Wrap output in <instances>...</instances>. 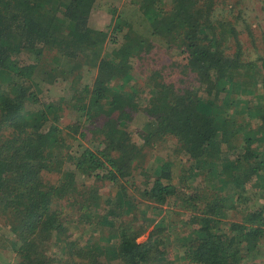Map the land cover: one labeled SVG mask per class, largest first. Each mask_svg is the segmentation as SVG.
<instances>
[{"label": "trees", "instance_id": "obj_1", "mask_svg": "<svg viewBox=\"0 0 264 264\" xmlns=\"http://www.w3.org/2000/svg\"><path fill=\"white\" fill-rule=\"evenodd\" d=\"M142 1L148 37L162 39L163 46L176 43L182 69L192 74L182 87L161 81L156 70L137 89L114 84L129 75L130 55L146 53L148 37L124 30L117 17L103 31L90 27L96 0H0V217L12 236L3 252L15 255L16 264H162L164 252L152 246H163L159 239L152 244L149 238L148 244L136 240L143 230L140 225L131 230L138 217L121 224L112 249L70 236L68 225L75 220L95 227L98 182L115 187L107 200L111 219L133 206L126 182L156 207L171 200L187 211V234L178 242L186 264H237L261 254L264 55L258 57L260 66L249 61L243 70L225 55L227 32L223 19L214 15L213 0H172L166 11ZM229 32L233 35L231 27ZM116 33L123 42L102 56L100 45L114 41ZM51 48L67 59L77 53L97 59L91 83L79 89L78 75L62 74L75 88L65 104L75 115L66 125L70 132L60 126L63 104L33 97L36 61L19 59L26 54L38 60ZM237 68L246 82L228 80ZM238 94L247 96L236 108ZM29 101L36 107L25 109ZM138 113L148 127L138 133L141 143L125 129ZM89 133V145L72 144L76 138L88 140ZM163 135L174 138L190 160L189 173L178 184L172 182L168 161L153 171V179L144 169L142 149ZM72 210L79 212L74 220ZM228 211L239 217L227 219ZM50 240L61 251L59 259L46 250ZM241 245L245 251L239 255Z\"/></svg>", "mask_w": 264, "mask_h": 264}, {"label": "rangeland", "instance_id": "obj_2", "mask_svg": "<svg viewBox=\"0 0 264 264\" xmlns=\"http://www.w3.org/2000/svg\"><path fill=\"white\" fill-rule=\"evenodd\" d=\"M142 0H96L94 8L88 19L90 27L96 30H105L109 23L117 17V20L122 24L123 29L127 28L138 35L148 37L149 27L148 21L142 12L141 7ZM154 1L151 4L154 11L162 10L166 11L171 8L172 0H148ZM203 1V0H201ZM143 2V1H142ZM215 7L214 15L221 17L224 21V30L227 32L223 39L225 46V55L234 57L238 65H242V70L246 67V63L251 61L255 66H260V60L258 57L264 55V0H213ZM140 5V6H139ZM230 27L233 31V35L229 32ZM121 34L116 33L112 35L115 38L106 39L102 45H100L102 56L105 54H112L114 50L118 49L122 41ZM148 47L145 50L146 53L140 55H130L127 60L128 74L125 77L121 76L115 79L114 84L127 90H134L139 87L145 86L146 76L151 71H158L160 79L166 83H174L177 87L183 86L188 79L192 76L191 73H185V69H182L181 55L178 53L177 44L170 43L169 46H163L164 41L162 39L148 37ZM144 51V50H142ZM141 52V51H140ZM79 55V56H78ZM81 53H77L74 58L67 59L59 54L55 48L43 50L38 60H33L26 54H22L19 59H26L32 62L36 61L35 76L32 80V89L34 91L33 97L38 101H47L60 103L64 105L62 109V115L60 117V126L66 132H70L66 125H71L74 121L75 115L72 109L66 106L67 101L71 97L75 88L71 87L72 81H68L70 76H62V74H71L77 78L75 79L76 87L79 89L82 85L90 84L94 75V65L96 58L87 57L81 58ZM77 56V57H76ZM28 60V61H29ZM237 69H233L232 77H229V81H247L242 72L237 73ZM192 78V77H191ZM254 78V77H253ZM254 81L257 79H253ZM238 84V83H237ZM249 89V87H248ZM242 93V92H240ZM144 96H148V88L144 87ZM247 96V95H246ZM244 94H238L236 108L241 106L242 99L246 97ZM36 102L29 101L26 103L25 109H33L36 107ZM66 104V105H65ZM96 121V123H98ZM147 118L142 114H135L131 121L125 125L127 132L131 133L133 140L137 143H141L139 138V131L145 130ZM88 127H91L88 125ZM3 131V129H0ZM90 134H87L88 140L84 138H76L73 145H77L79 142L83 145H89ZM142 152H145L143 156L144 169L148 171V179H153V171H158L162 161H168L171 163L170 173L172 175V182L175 184L180 183L181 177L189 173L188 167L190 166V160H187L178 150L177 143L174 138L163 135L159 137L153 144L148 147H144ZM140 170V166L137 171ZM77 179V185L80 181ZM142 178L136 177V184L141 185ZM129 192V198L132 201L133 206L129 207L128 212L120 213V215L110 218L107 210V200L112 197L115 187L107 182H98V197H99V209L95 213L96 224L93 229L85 228L86 226L78 223V221L68 225L70 236L89 239L90 246H101L107 249L114 248L119 235V227L121 224H125L128 219L137 218V221L133 224L131 230L136 229L137 226H141V232L138 234L136 240L145 241L150 239V243H154L152 239H159L163 246H156L164 252L162 264H186V261L182 258V249L179 245V238L187 234V226L184 222L187 220L188 213L179 206H172L171 200L164 205L157 206L153 203L140 198L138 192L131 187L129 182H126ZM204 186V183L201 184ZM80 187V185L78 186ZM82 188V187H81ZM80 188V190H81ZM84 189V188H82ZM224 191V190H220ZM264 201L260 198V201ZM246 206L247 208L251 207ZM106 208V209H105ZM114 212H118L115 208ZM78 211L72 210L70 212L71 219H76ZM106 217L104 218L103 216ZM239 215L233 214L228 211L227 219L238 218ZM226 223L221 222V229L225 228ZM264 228V226H263ZM12 238L7 225L3 222V218L0 217V264H16V256H7L4 251L9 249L8 241ZM161 238V239H160ZM82 240H80V243ZM148 244V243H147ZM245 247L239 246V255L244 253ZM46 250L59 259L61 257L60 249L55 245L52 240L48 241ZM261 254L256 255L252 260L242 261L239 259L237 264H262L264 262V235L263 242L260 245ZM238 258V256H237ZM102 264H118L116 261L103 262Z\"/></svg>", "mask_w": 264, "mask_h": 264}]
</instances>
